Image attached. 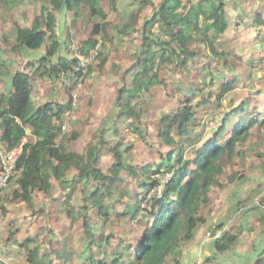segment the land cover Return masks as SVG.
Here are the masks:
<instances>
[{
	"label": "trees",
	"instance_id": "obj_1",
	"mask_svg": "<svg viewBox=\"0 0 264 264\" xmlns=\"http://www.w3.org/2000/svg\"><path fill=\"white\" fill-rule=\"evenodd\" d=\"M46 1L49 2L48 5L41 7V14L35 17L30 26H16L14 40L9 42L6 36H0V40L3 39L7 44L5 48L17 55H22L24 50L45 49L38 60H27L24 68L7 75L10 79L8 93L0 94L2 143L8 148L16 146L27 136V129H31L32 135L37 137L36 141L28 138L16 172L0 194V209L7 212L9 206L23 203L29 214L37 220L46 213V207L40 206L39 201H36V192L49 197L58 182L62 190L71 188L68 191L71 198L77 185L82 184L83 198L89 208L97 210L102 217L109 218L110 212L117 211L120 206L122 210L118 211V216L128 218L134 229L132 235L127 237L124 231L111 232L106 238L99 237L93 232L90 216L86 214L89 208L83 207L86 214L83 227L88 253L85 257L75 259L78 264H183L185 246L194 240L200 227L207 223V219L201 215L202 208L211 202L214 186H222L219 177L224 171L223 158L232 159L240 154L238 144L248 141L252 134L251 128L258 124L264 127V113L251 111L248 101L243 100L230 111L221 112L218 127L199 143L198 138H192L194 134L198 137L204 134L202 130L197 131L196 110L211 106L214 96L207 93L205 98L196 99L189 95L180 102L179 107L164 112L159 119V136L166 151H158L160 160L157 159L156 163L134 165L130 155L125 156L131 148H124L121 142L112 143L102 133H97L85 151L78 153L72 147L78 134L64 133L62 130V118L72 108V96L66 103L52 100L35 104L33 100L34 82L38 77L45 80L49 77L53 82L57 79L62 84L77 64V60L71 58L72 54L68 56V52H72V34H67V41L60 40L58 14L65 12L67 17L69 14L75 15L76 19L71 20L72 25L79 19L90 25L83 46L98 43L97 51H87L84 47L82 49L85 55L95 54L86 73H78L84 81L94 73L96 61L98 71H103L112 51L118 48L120 40L126 35L134 32L140 39L131 60L120 69L123 85L118 88L115 103L121 116L130 121L133 131L144 136L141 125V106L144 101L141 97L149 93L151 86L161 82L159 69L164 66L186 68L198 57L196 51L187 48L189 39L185 26L190 22L191 9L185 13L179 12L181 0H142L134 4L136 7L131 11L133 13L129 21L122 24L104 19L102 0ZM108 2L113 13L122 15L119 0ZM198 2L203 9L209 10L210 19L213 20L200 41L207 45L211 55H217L215 39L207 34V30L214 28L217 32H224L228 29L227 23L220 17L225 0H220L218 5H209V0ZM0 5L5 10H11L13 0H0ZM147 7L152 8V15L140 22L143 8ZM256 16L264 25L262 17L258 14ZM63 45L66 47V54L60 53ZM4 53L5 50L0 46V66H7L1 59ZM129 75H133L131 81H127ZM231 87L232 82L223 83V89L216 96L217 106L224 105L223 99ZM192 92L196 95L202 89L197 86ZM68 93H71L70 89ZM130 99L135 102L131 103ZM261 117L262 121L259 120ZM212 120L216 121L217 118ZM184 139H190L192 143L188 150L196 144L194 156L186 155L187 149L182 143ZM106 157L113 160L108 172L103 168ZM71 171H74V175L68 179V172ZM125 172L132 178V191L122 187L124 181L121 175ZM241 182L247 181L243 179ZM88 183L94 184V188L84 194ZM10 188L12 195L8 197L6 194ZM259 196V187L242 193L236 208L246 210L247 205H250L247 210H260L264 207V201H258ZM115 197H119V200L113 204ZM67 209L65 207L64 211ZM259 220L264 228V213ZM6 226L11 229L13 223L10 221ZM49 230L52 233V229ZM10 232L15 235L13 229ZM262 232L264 234V230ZM217 233L221 234L212 244L217 254L236 250L243 235L233 229H225L223 224L212 228L211 234L214 236ZM60 236L59 234L56 240L50 241L52 256L40 253L35 236H27L23 241L16 238V245L21 252L25 251L28 264H52L53 257L63 260L68 255V251L58 247L61 244ZM8 238L11 240V234ZM113 240L116 241L112 242ZM29 243L33 245L29 246ZM94 247L100 255L93 253ZM1 255L8 258L5 253ZM1 257L0 264H9ZM254 264H264V248Z\"/></svg>",
	"mask_w": 264,
	"mask_h": 264
},
{
	"label": "rangeland",
	"instance_id": "obj_2",
	"mask_svg": "<svg viewBox=\"0 0 264 264\" xmlns=\"http://www.w3.org/2000/svg\"><path fill=\"white\" fill-rule=\"evenodd\" d=\"M138 1L142 0H119L122 15L121 13L116 15L111 11L108 0H102L101 4L105 10L104 19L122 24L128 22L133 13L131 11L136 7L134 4ZM181 1L179 12L185 13L191 9L190 22L185 26L189 39L187 48L196 51L198 57L186 68L164 66L159 69L161 82L151 86L149 93L141 97L144 101L141 123L144 136L133 131L130 121L114 117L111 111L118 95V88L123 84L118 77L120 69L127 65L140 44V39L132 30L131 34L120 40L118 48L112 51L103 71H98V64H96L98 61L94 63V73L85 79L78 90L75 91L72 88L74 81L69 78L62 84L60 82L50 84L41 76L35 80L36 92L33 95L35 104L52 100L66 103L71 96L74 97V106L72 105V108L67 110L62 118V128L65 127L62 130L64 133L76 132L78 134L77 139L72 142L75 151L78 153L85 151L98 130H101L105 135L108 134L112 137L113 143L121 142L124 144V148H131L125 156L129 154L134 165L156 163L157 159L160 160L158 151H166L159 136V119L164 112L179 107L180 102L189 95L190 97L195 96L196 99L205 98L207 93L214 96L211 106L196 110L197 131L202 130L204 134L200 137L194 134L192 138H198L199 143L218 127L222 117L221 112L230 111L243 100L248 101V108L251 111L264 113V25L259 22L256 16L258 14L264 20V0H225L224 10L220 12V17L227 23L228 29L224 32H217L214 28L207 30V34L215 39L217 55H211L207 45L200 41L208 24L213 21L210 19L209 10L203 9L198 0ZM219 1L209 0V5H218ZM48 3L46 0H13L11 10H5L0 5V36H6L9 42L14 40L16 26H30L35 17L41 14V7ZM213 8L216 9L215 6ZM151 12L152 8H143L140 22L149 19L152 15ZM58 15L57 29L60 40L67 41V34H72V52L69 51L68 56L71 54V58L77 57V54L81 56L79 52L83 47L91 52L99 49L98 43L88 47L83 46L84 41L87 40L89 24L79 19L76 24L72 25L71 20L76 19L75 15L69 14L67 17L65 12ZM6 45V42L1 39L0 46L2 50H5L1 59L7 64V66H0L1 77L6 73L11 75L17 69L24 68V63L27 62L24 56L7 50ZM42 52L45 53L44 47L38 53ZM60 52L66 54L67 50L64 45ZM81 57L83 58V56ZM131 76H128L127 81L131 79ZM1 82L3 81L1 80ZM228 82H232V87L223 99L224 105L219 107L215 103L216 96L223 89V83ZM115 83L120 86L115 87ZM197 86L202 89V92L195 95L192 90ZM69 89L72 94L68 93ZM130 100L131 103L135 102L133 99ZM214 117L217 118L216 121L212 120ZM259 120L262 121L263 118L261 117ZM261 126L260 124L253 126L248 141L238 144L240 153L238 156L232 159L223 158L224 171L219 177L222 186H214L211 191V202L205 205L201 211V215L207 219V223L214 219L215 225L223 224L225 229H233L241 234L246 233V229L244 230L246 225L248 227L252 225L253 230L261 229L262 223L259 220L263 215V212L260 213L261 208L254 212L247 210L250 205H247L246 210L236 208L242 193L255 185H258L261 190V196L257 197V200L264 201V127ZM109 127H116V133ZM29 139L36 141L37 137L32 136L31 133ZM182 143L187 149L186 155L194 156L193 151L196 144L191 146V150H188L192 144L190 139H184ZM112 163L113 160L110 157L104 159L103 168L106 172ZM72 175L74 173L70 174L68 179ZM121 177L124 181L122 185L124 190L132 191V178L126 172ZM164 179L167 178L164 177ZM243 179H246L247 182H241ZM85 186L84 194H88L94 188L92 183ZM70 189L62 190L59 183L56 182L49 197L36 192V201H39L40 206L46 207V213L37 220L29 214L26 204L23 203L9 206L7 212L0 209V257L4 253L8 255L7 259L1 257L2 260L9 264H28L25 251L21 252V249L16 245V238L23 241L27 236L37 237L40 253L45 252L52 256L50 241L56 240L60 234L61 244L58 247L68 251V255L63 260L53 257L52 264H78L75 259L85 257L88 253L83 227L86 214L90 216L93 232L99 237L106 238L111 232L120 233L123 231L126 237L132 235L134 227L131 226L128 218L118 216V211L122 210L120 206L117 207V211L110 212L109 218H104L97 210L89 208V204L86 205L82 184L77 185V189L71 193V198L68 195ZM8 191L6 196L11 197V188ZM118 200L119 197H115L112 201L113 204ZM65 207H68L67 211H64ZM83 207L89 208L86 214ZM10 221L13 226L8 229L6 225ZM244 224L246 225L244 226ZM49 228L52 229V233L49 232ZM202 228L206 229L205 224ZM12 229L15 235L10 232ZM9 233L11 240L8 238ZM26 244L28 243L26 242ZM249 244L250 241L246 240L245 236L239 247V253L246 254ZM31 245L33 244L29 243V246ZM188 249L186 247V251ZM262 250L257 253L255 260ZM93 253L100 255L96 247L93 248ZM253 253L255 255L256 252ZM203 260L204 264H207L204 258ZM235 264H239V262Z\"/></svg>",
	"mask_w": 264,
	"mask_h": 264
},
{
	"label": "crops",
	"instance_id": "obj_3",
	"mask_svg": "<svg viewBox=\"0 0 264 264\" xmlns=\"http://www.w3.org/2000/svg\"><path fill=\"white\" fill-rule=\"evenodd\" d=\"M84 43H85V41H84ZM85 46L88 47L89 45L85 44ZM39 51L40 50H37V51L24 50L22 56H24V59H27V60H38L44 54L43 52L38 53ZM7 75L9 76V74L6 73L4 76L1 77L3 82L0 81V94H7L8 93L9 78ZM118 77H119V80L121 81L120 74ZM130 78H131L130 79V81H131L133 79V75ZM46 81L50 84H55L58 82L57 79L54 82H53V80L50 81L49 77ZM119 86L120 85L118 83H115V87H119ZM34 88H35L34 89V94H35L36 87L34 86ZM52 98H54V97H52ZM44 102H46V101H44ZM115 102H116V99H115ZM115 102H114V105L111 109V111L113 112L112 113L113 116L117 117L118 119L125 120V116H121L120 109L116 106ZM142 107H143V105L141 106V108ZM115 128L116 127H112L110 129L112 131H115ZM26 133L28 135L27 137L29 138L30 134L32 133L31 129H27ZM98 133H102V135H104L108 140H110L113 143L111 136H109L108 134L105 135L101 130H98ZM115 133H116V131H115ZM72 173H74V171L68 172V176H70V174H72ZM16 187H18V186H16ZM258 187H259L258 185H255L253 187H249L248 188L249 190L247 189L245 192H243V194L249 192L250 190L256 189ZM261 212L264 213V207H261ZM245 225L246 224H244V226ZM205 226H206L207 232H206V229L202 228L203 226H201L200 229L198 230L194 240H192L191 242H189L185 246V253L182 257V263L183 264H194L198 258H202V259L204 258L205 261L207 262V264H235L236 262H239V264H254V260H255V257L257 256V253L261 249L264 248V234L262 232L264 230L263 226H261V229L257 228L255 230H253L252 225L250 227H248L246 225L247 227L246 226L244 227V230L246 229L245 230L246 233L243 234L240 245L243 242V238L246 236V240L250 241L247 253L244 255L239 253L240 252V249H239L240 245H239L236 250H233L229 253H224V254L218 253L217 254L214 251V248L212 246L214 238L208 237V233H211L212 228H214L217 225H215L214 219L213 220L211 219V220H209V222L207 224H205ZM247 230H248V232H247ZM186 247L189 248L187 251H186ZM253 247H256V249H254ZM238 249H239V251H238ZM254 251L256 252L255 255L253 253ZM226 256H229V257H226ZM248 256H249V258H248Z\"/></svg>",
	"mask_w": 264,
	"mask_h": 264
},
{
	"label": "built area",
	"instance_id": "obj_4",
	"mask_svg": "<svg viewBox=\"0 0 264 264\" xmlns=\"http://www.w3.org/2000/svg\"><path fill=\"white\" fill-rule=\"evenodd\" d=\"M81 56L77 54L75 59L77 64L74 66V70L71 75L68 77L69 80L74 81L73 88L75 91L83 84L84 79L78 73H86L88 67L92 64L95 59V54L85 55L80 48ZM72 105L74 106V97L72 96ZM63 127L62 129H64ZM3 131L0 129V194L8 186L10 178L15 174L18 162L23 154L24 147L28 142V137L25 136L21 141L14 147L8 148L2 143ZM162 193V189L159 190V194ZM221 233H217L214 236L211 233H208V237L217 238ZM194 264H204L202 258H198Z\"/></svg>",
	"mask_w": 264,
	"mask_h": 264
}]
</instances>
